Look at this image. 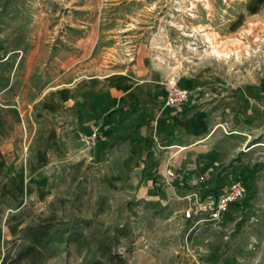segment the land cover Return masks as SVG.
Wrapping results in <instances>:
<instances>
[{
    "label": "rangeland",
    "instance_id": "obj_1",
    "mask_svg": "<svg viewBox=\"0 0 264 264\" xmlns=\"http://www.w3.org/2000/svg\"><path fill=\"white\" fill-rule=\"evenodd\" d=\"M143 57L156 73L153 84L162 86L165 77L158 74L167 71L219 87L216 98L210 99L205 87L200 96L193 95V100L205 95L210 107L222 103L211 116L216 125L188 137L187 158L170 166L173 176L166 169L165 182L157 178V190L171 186L161 199L140 198L138 188L113 177L121 158L116 147L131 140L116 136L115 145L97 158L98 146L105 142L98 128L83 132L77 141L63 131L67 122L59 124L71 159L64 162V176L58 175L55 197L31 199L36 201L33 209L62 221L91 220L85 230L90 242L87 247L54 243L44 264H88L100 256L95 241L123 226L127 235L113 250L126 259L124 264H264V0H0V107L13 125L1 142L14 139L15 171L34 158L32 132L41 123L47 96L64 88L71 97L75 85L102 81L142 63ZM75 109L62 112L79 130L85 120ZM151 117L138 103L111 115L123 135L135 134ZM173 126L170 120L158 129L156 152L145 162L153 163L155 176L164 155L180 151L162 143ZM96 130L102 137L93 145L87 136ZM9 167L0 182L11 175ZM248 167L258 169L254 182L247 180V195L220 222L184 220L196 198L241 180ZM173 188L182 193L177 196ZM14 206L0 215L2 256L15 239V230L9 229L13 222L5 223L9 213L20 210Z\"/></svg>",
    "mask_w": 264,
    "mask_h": 264
},
{
    "label": "crops",
    "instance_id": "obj_2",
    "mask_svg": "<svg viewBox=\"0 0 264 264\" xmlns=\"http://www.w3.org/2000/svg\"><path fill=\"white\" fill-rule=\"evenodd\" d=\"M147 64H150V60L143 57L142 63L137 61L132 67L104 76L102 81L93 79L87 84L75 85L73 87L74 95L71 97L65 94L68 90L64 88L47 96V100L43 104V111L38 117L41 123L32 132L34 135V158H31L32 160L25 167L15 171L16 154L12 144L14 139L0 143V175L4 174L7 165L12 171L9 177L0 182V200L6 197L10 198L14 205H19L17 208H21L30 199H37L40 202L53 199L57 194L58 175L60 174L62 177L66 173L64 162L71 159L72 152L70 146L65 148L66 139L61 137V132H69V138L78 141L83 132L98 128L105 141L113 142L116 136L125 135L120 133L118 129L120 127L113 126L109 113L115 109L117 111L127 110L131 103L140 104L142 110L147 111L153 117L150 118V122L142 123L139 128L140 124L137 126L135 142L131 141L128 145H117L116 153L121 152V158L117 161L118 172L114 173L113 177L119 178L120 182L127 186L129 184L135 189L138 188L140 198L149 195L151 189H157L160 183L154 184L151 176H143V167L155 151V138L158 129H162L170 120H174V126L171 128L173 133L169 137H177L182 141H176L178 144L166 146L170 149L180 148V151L177 155H172L168 151L162 158L156 177L165 182L166 169L171 165L175 166L176 160L180 163L183 157L187 158L190 149L187 138L195 134L206 133L216 125L211 116L215 115L218 110L215 108L221 107L222 103L210 107L207 104L209 99L205 95H202V100H193V95L200 96L202 87H205L208 97L216 98L220 89L210 81L179 76L180 85L191 89L193 94L183 106H167L165 104L167 95L165 81L172 75L167 74V71H164L163 75L159 73V77H165L162 86L159 84L160 81L153 84L152 80L155 79L156 73L151 71ZM140 79L141 82L138 83L137 81ZM74 106L81 116V120H85L79 130L70 124V119L62 112L65 107ZM15 108L17 107L15 106ZM16 120L19 124L23 122V119L17 118ZM120 121L119 119L118 122ZM62 122H67V128L63 131L59 126ZM102 135L100 136L102 137ZM194 169L191 170L195 171ZM170 188L169 184H165L164 193ZM173 189L177 196L182 193ZM24 223L25 219L23 218L9 224V229L15 230V233L11 234V238H17L20 235ZM1 230L2 228H0V241L5 235Z\"/></svg>",
    "mask_w": 264,
    "mask_h": 264
},
{
    "label": "trees",
    "instance_id": "obj_3",
    "mask_svg": "<svg viewBox=\"0 0 264 264\" xmlns=\"http://www.w3.org/2000/svg\"><path fill=\"white\" fill-rule=\"evenodd\" d=\"M3 58H0L2 60ZM9 59V58H8ZM8 87V84L4 88ZM116 109L111 111V116ZM5 110L0 107V142L6 139L9 131L12 130L11 126L8 125L9 117L3 115ZM2 113V114H1ZM142 126L140 124L138 128ZM120 140H131L135 142L137 140V131L135 134H128L125 136L118 137ZM176 141H182L177 137H168L162 141L164 146H171L178 144ZM262 142V141H255ZM115 145L113 142H101L98 146L96 156L100 158L103 152ZM150 161V160H149ZM143 169V176H151L154 184L158 182L155 172L153 170V163H145ZM149 170L148 173L146 171ZM258 172L257 167H248L245 171L246 176L241 180L247 185V180L254 182L256 173ZM248 188V187H247ZM218 194V193H216ZM149 195L160 196L161 199H166V194L163 190L151 189ZM9 203L12 205L8 206ZM36 204L35 200H28L20 210L16 213H9L5 223L27 218L28 223L21 228L20 235L13 239L11 248H7L5 255H0V264H44L49 257V251L54 243L68 242L75 243L81 247H87L89 245V238L86 236V228L90 227L91 220L74 218L73 220L62 221L56 217L44 216L43 213L36 214L33 209V205ZM239 203H234L233 206H238ZM15 209L14 202L10 198H3L0 200V215L4 214L6 209ZM2 222L0 221V226ZM127 235L126 226L116 227L113 235H104L102 238H98L96 242L97 250L100 252L99 258L89 262L88 264H124L126 259L120 253H115L113 248L120 243V237ZM96 236V235H94Z\"/></svg>",
    "mask_w": 264,
    "mask_h": 264
},
{
    "label": "built area",
    "instance_id": "obj_4",
    "mask_svg": "<svg viewBox=\"0 0 264 264\" xmlns=\"http://www.w3.org/2000/svg\"><path fill=\"white\" fill-rule=\"evenodd\" d=\"M167 95L166 104L177 106L187 103L193 92L191 89L182 87L179 83V76H170L166 80ZM100 138L99 131H93L87 140L93 145ZM167 174L173 176L172 168L167 169ZM247 195V186L242 180H233L220 189L215 195H208L205 198H196L195 201L184 211V220H192L196 223L212 221L220 222L224 215L230 210L234 203L241 202Z\"/></svg>",
    "mask_w": 264,
    "mask_h": 264
},
{
    "label": "bare ground",
    "instance_id": "obj_5",
    "mask_svg": "<svg viewBox=\"0 0 264 264\" xmlns=\"http://www.w3.org/2000/svg\"><path fill=\"white\" fill-rule=\"evenodd\" d=\"M214 52L220 54L219 51L215 48H214Z\"/></svg>",
    "mask_w": 264,
    "mask_h": 264
}]
</instances>
